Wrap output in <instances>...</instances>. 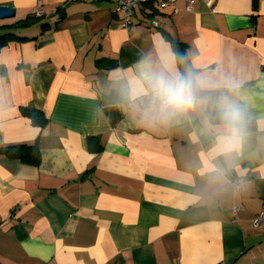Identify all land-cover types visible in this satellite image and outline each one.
Here are the masks:
<instances>
[{
  "label": "crops",
  "instance_id": "1",
  "mask_svg": "<svg viewBox=\"0 0 264 264\" xmlns=\"http://www.w3.org/2000/svg\"><path fill=\"white\" fill-rule=\"evenodd\" d=\"M38 3L58 26L16 29L28 38L0 48V149L40 152L36 165L0 154V264H264L252 222L264 204V0L144 6L130 28L109 0H0L15 10L0 24ZM158 34L183 42L195 70L239 84L254 120L239 151H217L207 108L153 123L117 98L113 77L132 75Z\"/></svg>",
  "mask_w": 264,
  "mask_h": 264
},
{
  "label": "clouds",
  "instance_id": "2",
  "mask_svg": "<svg viewBox=\"0 0 264 264\" xmlns=\"http://www.w3.org/2000/svg\"><path fill=\"white\" fill-rule=\"evenodd\" d=\"M158 35L152 49L135 63L132 75L113 77L117 98L143 120L153 123H169L210 107L217 121V151L223 155L239 151L249 132L248 113L234 96L239 84L195 70L185 53L173 50ZM215 172L223 175L220 169Z\"/></svg>",
  "mask_w": 264,
  "mask_h": 264
},
{
  "label": "trees",
  "instance_id": "3",
  "mask_svg": "<svg viewBox=\"0 0 264 264\" xmlns=\"http://www.w3.org/2000/svg\"><path fill=\"white\" fill-rule=\"evenodd\" d=\"M39 23L41 30L49 28V27H57L58 26V21L54 22L53 25H51L47 21H43L42 15H35L33 14H28L24 18H19L16 19L10 23H3L0 24V48L4 46L8 41L12 39H25L28 37L25 36H20L16 34L15 30L20 29V28H26L28 26H31L33 24ZM170 38L171 46L173 50H178L179 52L185 53L187 56V60L190 66V58L187 53L186 45L179 41L176 40L172 37ZM208 112L212 113V109L209 107L207 108ZM24 111L28 114L30 117L31 121L35 125H42L45 120L44 114L38 110V109H33L32 111L24 109ZM105 111L107 113H110V107H106ZM122 115L118 116L120 118ZM249 116V115H248ZM115 120V117H114ZM253 118L249 116V127H251L253 123ZM0 154L11 157V158H18L22 162L27 163V164H33L36 165L39 163L40 159V152H39V147L36 142L33 143H16V144H10L6 145L5 147L0 149Z\"/></svg>",
  "mask_w": 264,
  "mask_h": 264
},
{
  "label": "built area",
  "instance_id": "4",
  "mask_svg": "<svg viewBox=\"0 0 264 264\" xmlns=\"http://www.w3.org/2000/svg\"><path fill=\"white\" fill-rule=\"evenodd\" d=\"M113 2V13L120 16V25L125 28H130L134 25L133 16L136 9L147 6L150 9H166L171 8L173 13H177L179 8L176 6L177 0H109ZM195 0H184V10L191 11ZM34 10L35 15H42L43 9L39 6ZM237 207H233L235 211ZM255 227L264 228V204H262L257 215L252 220Z\"/></svg>",
  "mask_w": 264,
  "mask_h": 264
},
{
  "label": "water",
  "instance_id": "5",
  "mask_svg": "<svg viewBox=\"0 0 264 264\" xmlns=\"http://www.w3.org/2000/svg\"><path fill=\"white\" fill-rule=\"evenodd\" d=\"M15 14V10L12 7L6 5H0V18L12 17Z\"/></svg>",
  "mask_w": 264,
  "mask_h": 264
},
{
  "label": "rangeland",
  "instance_id": "6",
  "mask_svg": "<svg viewBox=\"0 0 264 264\" xmlns=\"http://www.w3.org/2000/svg\"><path fill=\"white\" fill-rule=\"evenodd\" d=\"M6 19H10V18H0V23H1L2 20H6ZM25 32H26V33H29L30 31L26 29Z\"/></svg>",
  "mask_w": 264,
  "mask_h": 264
}]
</instances>
